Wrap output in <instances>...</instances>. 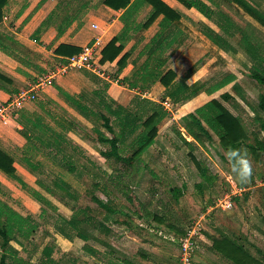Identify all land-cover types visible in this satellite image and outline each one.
I'll list each match as a JSON object with an SVG mask.
<instances>
[{
  "label": "rangeland",
  "instance_id": "obj_1",
  "mask_svg": "<svg viewBox=\"0 0 264 264\" xmlns=\"http://www.w3.org/2000/svg\"><path fill=\"white\" fill-rule=\"evenodd\" d=\"M247 1L264 14V0ZM33 2L34 0H12L2 21L10 26L15 22L14 16L22 5ZM92 3L94 8L102 4L101 0H92ZM69 5L65 4L61 10L52 12L51 21H55V17L64 11L70 13ZM221 8L237 24L256 34L261 41V53L264 56V21L235 2H223ZM145 11L146 8L140 16ZM183 19L197 32L202 33L200 29L206 25L199 27L197 22L186 15ZM213 30L216 31V28ZM237 38L238 36L235 39ZM235 41L231 40L236 46ZM184 48L185 51L196 53V60L199 55L203 56L198 61H178L179 58L171 61L176 72L179 74L187 64L194 63L186 73L190 74L204 65L206 74L203 81L208 83H214L228 73L234 74L236 80L231 83H234V88L231 89L229 84L218 93L228 89L233 95L227 104L239 114L250 135V141H253L252 133L264 141V128L261 126L264 124V114L257 109L259 93L264 91V87L248 74L254 67L264 72V67L251 60L239 47L235 51H224L219 47L211 49L198 35L195 41L188 42ZM49 64L48 67L39 66L42 71L35 73L40 74L57 66L54 60H50ZM72 71L81 72L82 82L76 81L80 87L79 92L73 93L71 97L61 93L52 97L37 89L35 100L27 104L28 109L40 111L48 123L45 130L30 129L29 132L34 137H59L61 142L57 146L58 152L49 153L37 141L40 148L31 153V162L35 166L31 167V164L23 161V148L15 147L11 150L18 177L40 191L56 208L37 202L16 181L6 178L0 172V199L20 214L28 216L35 225V230L28 237L16 233L10 239L7 244V259L10 260L9 256L12 254L23 257L31 264H112L124 259L137 264H181L176 239L197 222L201 225L198 226V234L201 236L197 237L195 264H236L214 248V242L221 241L224 237L242 245L248 255L264 264V150L258 151V161L249 157L253 179L250 177L246 183L238 184L233 178L229 159L225 158L218 138L212 131L210 139L203 136L204 144H185L182 137L187 141L190 138L185 136L187 134L175 115L182 113L179 110L183 105L200 96L202 91H199L187 102H178L168 111L166 118L159 124L154 144L142 155V160L136 166H127L113 156H101L100 152L108 151L109 146L98 138L100 135L109 137L110 134L103 127L99 113L108 115L111 123H115L95 93L96 89L102 87L99 78L103 77L86 69ZM101 72L114 80L118 85L115 87L125 97L124 100L132 95L121 84V80L114 79L117 72H112L108 67ZM180 81L181 79L177 83ZM163 95L164 91L156 87L150 94L155 99L151 100L147 95L145 98L159 103ZM115 102L118 103L119 100ZM40 104L44 105L46 113L40 110ZM125 106L136 112L149 108L148 104L137 103L135 98ZM21 111L27 109L17 113ZM114 126L117 129V124ZM15 129L19 131L18 128ZM23 139L25 140L24 137ZM123 147L120 144V150ZM64 153H69L77 163L73 172L68 170L69 163L63 159ZM191 155L208 169L211 182H205L199 174ZM79 163L88 170H81ZM38 184L49 187L51 192L45 191ZM238 185L245 187V190L234 194ZM173 188L182 189L178 200L171 195L170 190ZM127 190L137 196L147 213H154L158 219H153L152 214L148 215V220L122 214H103L96 217L102 223L101 226L78 222L77 228L72 229L66 224L65 221L72 215L81 219L78 210H85L87 207L95 209L94 196L109 200L111 205L126 213H133L134 208L123 192ZM225 195H230L233 200V206L229 210L217 203ZM76 231L84 233L86 239L78 238Z\"/></svg>",
  "mask_w": 264,
  "mask_h": 264
},
{
  "label": "trees",
  "instance_id": "obj_2",
  "mask_svg": "<svg viewBox=\"0 0 264 264\" xmlns=\"http://www.w3.org/2000/svg\"><path fill=\"white\" fill-rule=\"evenodd\" d=\"M11 1L12 0H0V22L3 20ZM43 1L44 0L39 1V3L26 15L22 24L28 22ZM177 1L186 8H194L206 19L214 23L217 29L216 31L208 25H201L203 27L200 29L213 44L224 51H235V48L239 47V49L243 50L251 60L258 62L264 67V56L261 53L262 45L256 34L248 28L237 24V22L221 8L222 1L235 2L246 8L247 12L264 21V14L261 13L253 3L247 0ZM101 3L114 10H122L119 20L123 24L120 32L102 48L101 57L99 59L101 64L115 60L134 34L149 27L161 16L157 31L139 51L140 56H145L144 60L130 75L123 77L121 84L126 85L130 89H139V91L144 92L149 89L151 85L159 82L165 90L163 98L159 103L151 101L143 96L135 97L137 103L149 105L147 110L136 112L127 106L116 103L107 93V89L110 85L109 81L99 78L102 87L96 89L95 93L99 97V102L102 103L106 112L113 117V121L115 122L111 123V118L108 115L99 113V118L102 121L103 127L110 134L109 137L100 135L98 138L100 142L107 143L109 146V150L101 151L100 155L104 157L113 156L116 160L123 162L127 166H136L137 162L142 160V155L154 144L155 138L158 135L159 124L168 115V110L164 108L162 102L168 99L174 106V104L178 102H187L193 96L197 95L199 91H202V96L190 104V109L185 114L178 115L181 127L184 128L188 136L192 137L190 141L182 137L183 142L189 146L204 144L203 136L210 139L212 131L218 138L219 145L225 153V158H228L229 148L245 149L249 157H253L258 161L260 156L258 151L264 150V141L255 135V133H252L253 141H250V135L245 130L239 114H236L227 104L229 100L233 98V95L229 93L228 89L218 93L235 81L236 76L232 73H228L214 83L197 81L188 85L185 83L184 79L177 83L178 80H175L177 76L176 72L172 68L167 67L169 58L167 52L179 42L181 29L178 27L177 22L184 17V14L162 0H102ZM27 7V4H23L20 10L15 14V18H18ZM147 7H150V10L141 21H138V15ZM55 18L56 20L52 21V24L57 31L56 36L58 38L71 22L75 20L76 15H71L69 12L64 11ZM76 19L78 28L81 24V20L79 18ZM236 36H238L237 40L235 39ZM231 40H236V46L232 44ZM0 48L7 55L15 57L16 60L30 67V63L27 59L25 60L23 57H18L15 53V51H19L26 58H30V51L25 49L23 45L19 44L12 37L0 34ZM80 50L81 47L60 43L53 52L57 55L71 57ZM127 57L128 53L126 52L118 58L116 62L117 73H120L126 66ZM33 69L37 72L42 71L37 65L34 66ZM248 74L252 80L264 87V72H262L260 68L254 67L249 70ZM0 80L9 81L1 72ZM234 86V83L231 84V89H233ZM55 88L58 93L68 97L72 96V94L64 91L59 86H55ZM114 102L116 104L113 105ZM39 108L41 111L47 112L44 105L40 104ZM257 109L264 114V91L259 93ZM23 119L25 121L22 122L23 128L19 130V133L26 140L25 148H23V161L26 164H31V167H35L31 162V153L33 150H38V148H40L39 145H37V141H39L41 146L46 148L49 153L55 154L58 152L57 146H59L61 139L57 136L34 137L31 135L29 132L30 129L45 130L48 128L46 118L40 111L24 113ZM114 124H117V129ZM261 126L264 128V124ZM34 139L36 140L35 142L33 141ZM126 139H129V141H126ZM120 144L124 145L122 150H120ZM63 159L68 161V170L73 172L77 167V163L74 161L73 157L69 153H64ZM191 159L205 182H211L212 177L208 173V169L203 166L195 156L191 155ZM78 166L83 171L88 170L80 163ZM229 166L231 168L230 160ZM0 172H2L6 178L16 181L20 187L24 188L37 202L43 205L48 204L56 208L40 191L18 177L14 158L1 149ZM251 179H253L252 175ZM38 185L45 191L51 192L49 187L41 184ZM181 190L180 188H173L170 190L175 200H178L182 192ZM123 192L127 195V200L134 208L133 213H126L122 209L111 205L109 200H103L101 197L94 196L92 198L96 204L95 209L87 207L85 210H78L77 213L79 215L81 214V219H77L76 215H72L69 220L65 221L66 224L72 229L77 228L78 222H86L95 227L101 226L102 223L98 222L96 217L103 214H122L130 217L134 216L143 220H148V215L152 214L153 219H158L154 213H147L141 201L131 190ZM43 212L44 209H42V213ZM34 230L35 225L28 216L20 214L0 199V264H31L30 261L18 255L14 256L11 254V256H9L10 260H8L7 244L16 233L28 237ZM62 233L65 236H69L67 233L65 234V232ZM75 235L83 240L86 239L85 234L81 231H76ZM214 248L225 257L232 259L236 264H263L262 261L256 260L248 255L242 245H238L228 237H224L221 241H215ZM112 264L137 263L124 259Z\"/></svg>",
  "mask_w": 264,
  "mask_h": 264
},
{
  "label": "crops",
  "instance_id": "obj_3",
  "mask_svg": "<svg viewBox=\"0 0 264 264\" xmlns=\"http://www.w3.org/2000/svg\"><path fill=\"white\" fill-rule=\"evenodd\" d=\"M39 1L41 0H34L33 3L29 4L26 10H24V12L18 18H15L14 16L15 22L10 25L11 27L5 21L0 22V34L12 37L31 53L30 58H26L22 55L21 52L15 51L18 57H23L25 60H28V62L30 63V67H27L25 64L16 60L15 57L7 55L0 48V72L9 79V81L0 80V106L18 90L28 89L31 87L34 82L33 79H35V76L37 75V73H35L37 71L33 69L34 66L37 65V67H48L50 65V60H54L57 65L63 64L67 61V59L69 58L68 56L57 55L53 52L60 43L81 47L93 37L99 36L103 48L115 35L120 32L123 26L122 22L119 20V16L121 15L122 10H114L103 3L94 8V5L92 6V0H88V3L84 0H65L64 2H61L62 0H44L37 11L28 20V22L22 24L23 19L34 8V6L39 3ZM162 1H164L169 6L181 11L184 15L190 17L194 22L198 23L199 27L202 24H206L212 27V29L216 28L212 21L206 19L194 8H186L177 0ZM223 2L230 3L227 1H222V3ZM65 4H71L69 5L70 14L76 15V18H79L81 20V24L77 28L78 23L77 19L75 18V20H73L71 24L66 28V30L57 38V31L52 26L53 24L51 23V17L49 18V16H51L50 14L52 12L55 13L61 10L60 8H62V6H64ZM149 10L150 7H147L146 11L141 14V16L140 14L138 15L137 20L141 21ZM82 11H84L83 14ZM160 19L161 16H159L149 27L142 29L134 34L131 40L127 42L120 55L112 62H105L104 64H101L99 62L101 54L96 59V68L97 66L98 68L97 71L93 73L103 77V79H106L109 81V83H111L107 89V93L114 100H119L118 104L125 106L130 103V101H133L136 95L143 97H146L147 95V97L151 98L152 100L155 99L153 97H150L153 88L157 87L159 88V90H165V88L159 82L154 83L149 87V89L145 90L144 92L139 91V89H130L126 85L122 84L127 87L125 88L123 86V88L132 93V95L129 96L128 99L124 100L125 97L119 94L118 89L115 87V85H118L114 83V80H110L109 77H106L104 73L101 72V70H104L107 67L109 68V70L111 68L112 72H116V62L118 58L122 54L127 52L128 57L126 66L120 73L116 74L114 79L116 81H122L123 77L130 75L144 60L145 56H140L139 51L157 31L158 22L160 21ZM177 25L181 29L179 42L176 43L167 52L169 56L167 67L172 68L175 72L176 70L173 66H171V61H175L177 58H179L178 61L197 59L196 53H193L189 50L185 51L186 48H184V45H186L188 42L195 41L197 35L199 36V38L203 39L211 49L218 48L203 33L197 32V30L194 29L192 25L189 22H186L183 18H181L177 22ZM202 56L203 54L199 55V59ZM193 64L194 63L187 64L186 68L179 74L176 72L177 76L175 80L184 79L185 83L188 85H191L197 81H203V78L206 74L204 73V65L191 71L190 74H186ZM46 70H48V68ZM80 74L81 72L71 71L66 75H58L53 78L50 83L45 84L39 89L43 93H46L52 97H56L58 94L55 86L61 87L64 91L70 94L77 93L79 92L80 87L79 85H77L78 82L76 81L82 82L83 80ZM54 83L55 86H53ZM201 96L202 94L189 101V104L183 105L179 110V112H182L181 115L186 113L190 109V104L196 101V99ZM29 103L30 102L25 103V105L20 108L18 112H20V110L24 108H26L27 111H21V113H17V116H15L14 118L7 119L6 123L0 122V149L11 156V150H13L15 147H17L18 149L25 148L26 140H24L19 131H16L15 129L18 128L19 130H21L23 128L22 122H25L23 119V114L30 113L35 110L38 111L37 109H28L27 104ZM176 116L178 117V113L175 115V117ZM182 129L184 130L183 127ZM185 136L187 138L189 137L190 140H192V137L188 135Z\"/></svg>",
  "mask_w": 264,
  "mask_h": 264
},
{
  "label": "built area",
  "instance_id": "obj_4",
  "mask_svg": "<svg viewBox=\"0 0 264 264\" xmlns=\"http://www.w3.org/2000/svg\"><path fill=\"white\" fill-rule=\"evenodd\" d=\"M102 46L100 37H93L81 46V50L77 54L69 57L65 63L57 65L54 69L37 74L34 83L30 88L18 90L12 94L7 101L1 104L0 122L6 123L7 119L17 116V112L25 105V103L35 100L37 96L35 91L45 84L50 83V81L56 76L65 75V73L72 70L81 69L96 72V59L101 54ZM162 105L168 111H171V108L173 107V104L168 99H165L162 102ZM244 190L245 187L238 185L235 187L234 194H240ZM217 203L220 204L223 209L227 210L231 209L233 206V200L230 195H225L223 198L218 199ZM198 226L201 225L196 222L176 239V243L180 250L181 264H195V251L198 247L197 237L201 236L198 234Z\"/></svg>",
  "mask_w": 264,
  "mask_h": 264
},
{
  "label": "clouds",
  "instance_id": "obj_5",
  "mask_svg": "<svg viewBox=\"0 0 264 264\" xmlns=\"http://www.w3.org/2000/svg\"><path fill=\"white\" fill-rule=\"evenodd\" d=\"M228 158L234 180L238 184L246 183L252 175V163L245 149H228Z\"/></svg>",
  "mask_w": 264,
  "mask_h": 264
}]
</instances>
